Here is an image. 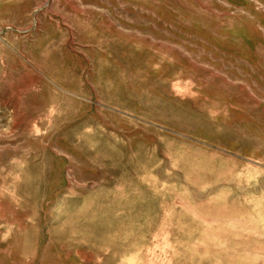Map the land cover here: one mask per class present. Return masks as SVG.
I'll return each instance as SVG.
<instances>
[{"label":"rangeland","instance_id":"rangeland-1","mask_svg":"<svg viewBox=\"0 0 264 264\" xmlns=\"http://www.w3.org/2000/svg\"><path fill=\"white\" fill-rule=\"evenodd\" d=\"M0 264H264V0H0Z\"/></svg>","mask_w":264,"mask_h":264}]
</instances>
